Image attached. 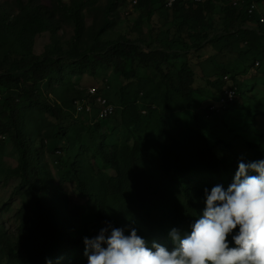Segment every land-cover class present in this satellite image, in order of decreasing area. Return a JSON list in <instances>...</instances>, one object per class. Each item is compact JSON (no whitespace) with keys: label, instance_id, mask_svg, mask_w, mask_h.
Segmentation results:
<instances>
[{"label":"rangeland","instance_id":"1","mask_svg":"<svg viewBox=\"0 0 264 264\" xmlns=\"http://www.w3.org/2000/svg\"><path fill=\"white\" fill-rule=\"evenodd\" d=\"M74 1L81 5L78 12L82 22L80 34L67 9ZM25 2L44 5L49 9L51 28L34 37L33 53L40 56L43 52L61 50L67 54V61L63 63L60 72L52 75L51 80L41 82L35 88L37 102L27 99L16 102L15 119L21 133L38 150L37 164L42 181L50 182L60 190L54 196L60 209L59 215L65 218L67 226H76L78 233L72 235L78 236L81 243H84L85 237L93 238L101 228L106 227L105 221L99 217L98 206L91 192L100 189L108 177L115 176V172L101 155L100 148L116 147L119 152L127 151L147 133L161 134L163 126L168 129L169 134L188 138L194 135V125L198 121L200 134L218 159L229 164L235 158L239 161L243 159L244 162L264 159V34L257 25L248 23L241 16L225 30L224 16L214 17L219 25L213 28L210 37L234 31L233 35L241 37V40H238L239 46L235 43L230 48L221 49V46L218 50L217 47L207 45L210 47H206L205 52L211 57L202 64H195L193 56L187 58L186 50L179 54L175 50L163 51L165 59L162 60L161 69L169 74L170 79L180 70L185 72L181 77L186 89L182 91H190L191 107L175 89L161 83L158 74L153 71L141 72L128 64V69L135 76L127 79L116 73L112 65L98 66L95 74H92L87 65L79 66L73 62L78 59V55L91 50L97 42L127 39L137 42L142 49L148 47L160 30L165 31L173 25L171 13H164L163 10L159 12L160 5L154 6L156 14L151 13L149 18L143 19L140 8L136 9L129 0H0V9L16 17L21 3ZM154 26L158 29L150 31ZM102 29L106 31L98 37ZM18 49L19 45L14 37L0 29V60H4L7 53ZM188 54L191 55V52ZM256 60L259 65L254 64ZM187 67L193 72H187ZM224 76H231L232 80L234 77L238 82L237 97L231 107L221 113H212L208 108L220 94L219 90L223 86L221 78ZM104 85H107L105 95L116 107V114L111 119L99 122L97 129L92 124L94 121H90L98 119L96 114L88 120H84L82 115L70 116L68 110L74 100H84L86 96L82 95L89 87ZM121 90L132 92L138 104L148 112L142 125L132 128L123 125L119 100ZM165 98L168 109H163ZM43 104L63 109L67 116L56 119L45 111ZM71 114L73 115L72 109ZM0 121L6 123L7 119L0 117ZM18 164L19 154L15 146L6 134L0 133L2 264H7L9 250L16 251L19 247L20 224L36 212L29 187L21 185L19 174L15 171ZM235 168L237 171L238 164ZM230 169L220 179L225 190L233 182L236 173L233 172V167ZM76 173L81 178V188L77 185ZM189 175L190 183L203 192L206 188L210 192L213 186L221 185L217 178L212 180L204 173L192 172ZM161 177L166 179L163 174ZM164 186L163 198L174 201L178 217L170 222L149 220L143 216L145 220L139 224L146 234L144 239L149 247L156 242L172 250L175 245L170 237L171 230L178 229L183 236L185 233L190 234L192 224L185 222L182 216L184 197L177 185H171L166 180ZM134 227L135 225L132 226ZM84 252L85 244L83 247L73 245L63 256L61 264H86L88 260Z\"/></svg>","mask_w":264,"mask_h":264},{"label":"trees","instance_id":"2","mask_svg":"<svg viewBox=\"0 0 264 264\" xmlns=\"http://www.w3.org/2000/svg\"><path fill=\"white\" fill-rule=\"evenodd\" d=\"M233 1L176 0L171 7H166V0H138V4L134 7L140 8L141 19L149 18L151 13L156 14L154 6L160 5L159 12L163 10L164 13H171L173 21L171 28L165 31L160 30L148 47L143 49L137 45V42L127 39L109 43L97 42L91 50L78 55V59L73 62L79 66L87 65L92 74H95L98 66L112 65L116 73L127 79L135 76L131 69H128V64L141 72L153 71L158 74V80L161 83L175 89L185 103L193 107L190 91H182L186 89L181 77L185 72L180 70L170 79L169 74L162 71L161 63L165 59L163 51L175 50L179 54L186 50L187 58L193 56L195 64H202L211 57L208 52H205L207 45L217 47V50L221 46V49L230 48L235 43L239 46L238 40H241V37L236 38L233 35L234 31L217 35L218 37H210L213 28L219 25L214 19L217 16H224L225 30L233 24V21L243 16L248 23L257 25L264 34V27L259 21V15L264 13L262 0H242L240 5L233 4ZM250 4H254V8L248 12ZM80 7V3L74 1L67 8L69 15L75 20L78 34L82 30V22L78 14ZM49 18V9L44 5H35L33 2L21 3L20 12L16 17L0 9V29L5 34L12 35L19 45L18 50L7 53L4 60H0V100L2 101L0 117L7 119L6 123L0 121V133L6 134L15 146L19 154V164L15 171L19 174L21 185L29 187L36 205V212L19 226V247L16 251L9 250L7 264H49V261L50 264H61L63 256L73 245L84 246L78 236L72 235V233H78L76 226H67L65 218L59 215L60 209L56 205L54 196L60 190L52 183L42 181L37 164L38 150L21 133L15 119L16 102L20 99L37 102L34 95L35 88L41 82L51 80L52 75L60 72L63 63L67 61V54L61 50L43 52L40 56L32 51L34 37L51 28ZM155 29L158 27L154 26L150 31ZM105 31L106 29H102L98 37ZM161 35L163 36L160 37ZM242 38L245 40L244 37ZM190 52L191 55L188 54ZM190 71L193 72L190 67H187V72ZM221 82L223 86L219 90L220 94L208 108L212 113H221L231 107L237 97L239 88L234 77L233 80L231 76L227 79L222 77ZM231 85L236 87L232 102L218 104L216 101L219 100L224 89ZM106 86L99 87V92L108 99L105 95ZM86 93L87 91L82 96H86ZM166 94L167 91L164 96ZM119 100L124 126L138 127L145 122V115H148V112L143 113L145 110L138 104L132 92L121 90ZM163 100V109H168L167 99ZM75 101L68 110L71 117L82 115L84 120H88L93 118L92 115L98 114L97 108H94L91 114L79 113ZM109 101L112 103L111 100ZM43 108L56 119L67 116L63 109L54 108L48 104H43ZM109 119L90 121H94L92 124L99 129V124ZM162 130L161 134L147 133L141 140L135 141L131 149L124 152H119L116 147L100 148L101 155L115 172V176L108 177L107 182L100 189L91 192L98 206L99 217L105 221L106 227L110 225L112 228H123L125 235H129L130 229L135 225L137 235L145 238L146 234L142 232L139 224L145 220L143 216L149 220L159 219L170 222L175 220L179 214L174 201L171 198H163L166 180L171 185H177L182 192L184 197L182 216L185 222L193 224L202 215L206 205L204 192L190 183L189 174L204 173L212 180L217 178L218 184L224 185L220 179L229 173L230 168L233 167V172H236L235 167L239 159H233L232 164L218 159L200 134L198 121L194 125V135L188 138L169 134L165 126ZM162 174L166 176V179L161 177ZM75 177L78 187L81 188L80 176L76 173Z\"/></svg>","mask_w":264,"mask_h":264},{"label":"clouds","instance_id":"3","mask_svg":"<svg viewBox=\"0 0 264 264\" xmlns=\"http://www.w3.org/2000/svg\"><path fill=\"white\" fill-rule=\"evenodd\" d=\"M204 195L190 234L171 230L172 250L156 242L149 247L135 228L125 235L109 225L84 238L88 264H264V159H241L226 190L216 185Z\"/></svg>","mask_w":264,"mask_h":264},{"label":"built area","instance_id":"4","mask_svg":"<svg viewBox=\"0 0 264 264\" xmlns=\"http://www.w3.org/2000/svg\"><path fill=\"white\" fill-rule=\"evenodd\" d=\"M194 1H201V0H194ZM176 0H166V7H171ZM130 3L132 5L138 4V0H130ZM242 0H234L233 4H241ZM254 8V4H250L248 7V12H251ZM259 21L264 27V13L262 15H259ZM256 65H258V62H255ZM225 79H227V76H224ZM100 88L96 86L89 87L87 89L86 97L84 100L79 99L75 101V104L77 106V110L79 113H89L91 114L94 110V108H97V117L100 120H105L111 118L115 112L116 107L113 103H111L107 98L103 97L102 94L99 92ZM101 95H100V94ZM236 94V87L235 86H229L224 89L223 94L218 98L216 102L218 104H222L225 102H232ZM88 101V102H87ZM145 114L146 111H143Z\"/></svg>","mask_w":264,"mask_h":264}]
</instances>
